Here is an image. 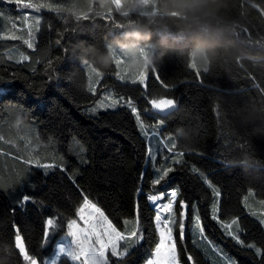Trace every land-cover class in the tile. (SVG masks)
Masks as SVG:
<instances>
[{
    "label": "trees",
    "instance_id": "trees-1",
    "mask_svg": "<svg viewBox=\"0 0 264 264\" xmlns=\"http://www.w3.org/2000/svg\"><path fill=\"white\" fill-rule=\"evenodd\" d=\"M33 2L52 4L54 10L23 9L12 0H0V76L6 82L0 85V181L5 185L0 187V264H25L14 248L13 223L23 226L30 254L38 252L41 260L53 255L68 219L76 217L81 191L90 193L89 198L120 230L126 227L125 219H134V205L139 202L148 231L142 246L126 257V264H143L157 241L151 224L155 210L146 197L158 194L156 189L167 192L172 188L180 191L177 212L181 199L188 205L183 242L178 231L175 233L182 264H192L188 254L196 264H264V256L246 247L255 244L264 250V0H227L224 14L234 27L212 41L210 59L197 50L195 40L181 34L178 17L159 14L161 0ZM153 11L158 15L151 26V40L138 42L153 51L151 62L142 74L127 73V67H120L114 59L120 48L117 41L126 42L129 23H146L143 13ZM25 16L30 17L27 22ZM165 26L169 43L158 46ZM13 34L22 38L11 39ZM28 39L33 41L32 48L24 42ZM87 46L111 53L110 63L105 67L96 57L82 59V49ZM160 47L166 48L163 58L158 56ZM23 56L28 59H21ZM156 72L162 83L154 78ZM145 74L149 75L142 86L138 78ZM90 75L95 92L90 91ZM108 97L121 102L93 115L90 109L101 99L109 103ZM159 98L174 99L175 106L163 112L153 109L149 101ZM128 100L134 103L149 135L157 132L154 162L147 159L149 143L125 103ZM20 106L28 112L27 127L16 124L19 114L14 115L13 109ZM172 144L176 147L169 152L165 145ZM81 146L86 149L83 154ZM176 153L183 154L184 163H173L179 158ZM29 154L46 157L42 163L52 162L53 156L58 163L62 157L65 169L45 174L43 169L23 163ZM247 158L254 161L248 171L231 164ZM82 159L87 163L82 164ZM153 165L174 168L156 189L150 185L155 178ZM25 169L23 184H14ZM141 173H147L144 181ZM73 175L75 183L69 179ZM137 187L143 188L144 196L136 197ZM213 188L219 191L218 198ZM25 194L35 202L20 208L17 198ZM217 200L219 220L238 221V228L234 225L232 231L244 246L225 235L212 219ZM192 205L201 216L204 236L231 262L226 263L227 258L198 240ZM50 216L62 219V228L40 246L43 221ZM56 264L72 261L61 256Z\"/></svg>",
    "mask_w": 264,
    "mask_h": 264
},
{
    "label": "snow or ice",
    "instance_id": "snow-or-ice-1",
    "mask_svg": "<svg viewBox=\"0 0 264 264\" xmlns=\"http://www.w3.org/2000/svg\"><path fill=\"white\" fill-rule=\"evenodd\" d=\"M12 2H14L18 8L23 9H34L39 11L41 8H48L50 10H54V6L52 4L44 2L36 3L33 2V0H12ZM29 19L30 17L28 16L24 17L25 22ZM38 24L39 19L37 18L36 25L38 26ZM28 27L29 36L31 37L32 25L29 24ZM10 38L18 39L22 37H17L13 34ZM24 42L27 44L28 48H32L34 46L32 39L25 40ZM21 59L27 60L28 57L23 56ZM49 67H51V61H49ZM90 74L92 73L90 72ZM148 75L149 74H145L144 76L138 78V81L142 86L146 85ZM117 76L120 77V79H124V77L119 74H117ZM95 77L99 78L98 75H95ZM154 78L159 83H162V79L158 72L154 74ZM3 83L6 82L4 81V78L0 76V85ZM89 85L90 91L95 92L96 89L94 84H92L91 75L89 77ZM106 99H110V102L106 103L105 99H101L97 102L96 107L90 109V112L95 115L99 109L115 108L117 104L121 102L110 97ZM125 103L135 116L137 127L139 128L143 138L148 141L155 139L157 137V132L152 131L151 136L149 135V132L147 131L146 126L141 119V115L137 111L134 103L131 100H128ZM175 103V100L170 98L151 99L149 101V104L153 109L161 112L174 107ZM13 112L14 115L17 113L19 114L16 117V121L18 117L28 114L27 110L23 106L14 108ZM160 124H163V121H160ZM23 126L27 127L26 124H23ZM0 139H3V137L0 136ZM77 143L79 142L77 141ZM165 147H167V150L171 152L176 145L172 144L171 147L165 145ZM80 151L81 154H83L86 152V149L81 146ZM146 156L147 159L153 162L156 161V149L151 145V143L147 149ZM176 156L179 158L173 159L174 164L184 163L182 153H176ZM45 159L47 158L29 154V156L23 160V163L29 167L43 169L45 174H47L48 170L51 169L59 168L62 171L65 169L66 162L62 157L58 163L56 162V158L54 156L51 158L52 162L42 163V160ZM81 163L84 164L87 163V161L82 159ZM153 167L155 178L151 179L150 185L152 189H156V186L161 185V183L166 180L169 173L174 171V168L170 166H161L156 168L155 165H153ZM26 171L27 169L22 172V174L14 181V184H23L25 180L24 173ZM192 171L196 172L197 169L193 168ZM74 175L69 177V179H72L73 183H75ZM146 175L147 173H141V181H144ZM205 183L208 184L209 187H213L211 182L205 180ZM3 186H5L4 183L0 181V187ZM77 187L79 188V185H77ZM156 190L158 194H149L146 197L149 205L155 210V214L151 219V224H154L155 233L157 234V242L155 243L154 249L151 251L150 258L145 261V264H180L175 233L178 231L179 239L183 242L186 227L185 222L188 219V205L185 200L181 199L179 201L180 210L177 212L175 205L177 198L180 196L178 188H172L167 192L159 191L158 189ZM213 192L218 198L220 195L219 191L213 188ZM80 195L82 196V203L76 209V215L78 216L80 223H78L76 219H68L66 233L72 237V240L67 246L63 244L57 246V258L67 256L71 259L73 264H126V257L131 256L132 253L136 251L138 246H142V242L146 238L145 233L148 231V225L145 224V218L142 216L139 202L137 201L134 205V219H125L123 223L126 227L124 230H120L116 224L109 219V216L98 205V203L89 198L90 193L86 194L81 191ZM135 195L136 197L144 196L145 194L143 188L137 187ZM30 201L35 202L32 196L25 194L18 197L16 202L20 208H24V206ZM218 204L219 201L217 200V202L212 206V219L216 220L220 224V227L224 230L225 235L231 237L237 244L244 246L245 242L236 232L232 231L234 225L238 228V221L233 220L230 223H227L219 220ZM13 212H15V209ZM192 212V225L195 229L199 230L200 235L203 237L204 227L196 205H192ZM251 214L256 215L255 212H252ZM261 223H264V219L261 220ZM62 224L63 220L58 219L55 216L46 218L43 221V241L40 246L48 243L50 237L53 236V231L57 228L61 229ZM130 224L133 226L127 227ZM12 230L14 236V248L18 250V253L22 256L25 264H49V262L41 260L38 252L33 254L29 253L26 247L25 238L22 235V225L13 223ZM209 243L212 242L209 241ZM246 247L255 249L257 256H264V250L256 247L255 244H248ZM185 252H187V249H185ZM187 260L191 261L192 264H196V261L191 254L187 255ZM51 264H56V260L51 261Z\"/></svg>",
    "mask_w": 264,
    "mask_h": 264
},
{
    "label": "clouds",
    "instance_id": "clouds-1",
    "mask_svg": "<svg viewBox=\"0 0 264 264\" xmlns=\"http://www.w3.org/2000/svg\"><path fill=\"white\" fill-rule=\"evenodd\" d=\"M227 7V0H161L160 15L162 17H178L182 23L179 25L181 34L197 42V50L205 54L206 58H211L213 54L212 41L217 40L233 27L234 22H229L224 14ZM148 18L146 23L139 21L130 22L124 33L126 42L117 41L121 48L126 49L130 54L135 55L140 51L138 42L151 40L152 28L156 23V11L143 13ZM167 26L163 28V33L157 42L158 46L169 43ZM166 54V48L160 47L158 56L163 58ZM96 57L100 64L105 67L111 61V53L102 54L97 52L93 46H87L82 49L81 58ZM149 60L147 63H150ZM28 120L25 114L17 118L16 124L23 125ZM254 161L247 158L241 161H232L233 167H241L248 171L253 166Z\"/></svg>",
    "mask_w": 264,
    "mask_h": 264
},
{
    "label": "rangeland",
    "instance_id": "rangeland-1",
    "mask_svg": "<svg viewBox=\"0 0 264 264\" xmlns=\"http://www.w3.org/2000/svg\"><path fill=\"white\" fill-rule=\"evenodd\" d=\"M139 48H140V51L138 53H136L135 55H132L130 54V52L126 49H123V48H119V52L117 54H115L114 56V59H115V62L117 65H119L120 67L121 66H126L127 68V73H131V74H134L133 71L135 72V74H142L144 73V70L147 66V63L149 61V59H151L152 57V54H153V51L147 48H145V46H142L140 44H138ZM151 55V57H150ZM91 70L97 72L96 69L94 68H91ZM156 138L151 140V141H148L147 142L155 148L156 147ZM73 219H76L78 223H80V221L78 220V216L76 215V217H74ZM67 231V230H66ZM199 234V233H198ZM198 240L199 241H204L207 246L208 249H210L212 252L214 253H217V254H220L221 256H223V258H227L225 260L226 263H229L231 262L227 257L225 256L226 253H224L220 247H218L217 244H215L213 241L209 240L206 236H201L200 234L198 235ZM71 240H72V237L70 235H68L66 232L64 234H62L59 239H58V242H57V245L55 246V250H54V254L53 255H50L48 258H46L44 261H47L49 262V264H51V261L53 260H56V263H57V251H58V245L60 244H63L65 246H67L68 244L71 243ZM209 241H211L212 243H209ZM157 242V241H156ZM155 247V244L153 246V248L151 249V251L154 249ZM151 254V253H150ZM150 258V255L144 260L143 264H145V261ZM179 262H180V259H179ZM73 264V262H72ZM180 264H182L180 262Z\"/></svg>",
    "mask_w": 264,
    "mask_h": 264
}]
</instances>
